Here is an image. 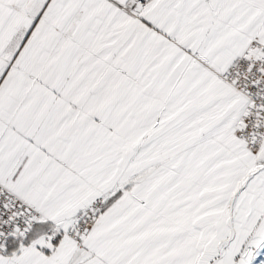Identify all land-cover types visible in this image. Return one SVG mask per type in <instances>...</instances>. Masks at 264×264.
Masks as SVG:
<instances>
[{
    "label": "snow or ice",
    "instance_id": "obj_1",
    "mask_svg": "<svg viewBox=\"0 0 264 264\" xmlns=\"http://www.w3.org/2000/svg\"><path fill=\"white\" fill-rule=\"evenodd\" d=\"M0 264H264V0H0Z\"/></svg>",
    "mask_w": 264,
    "mask_h": 264
}]
</instances>
